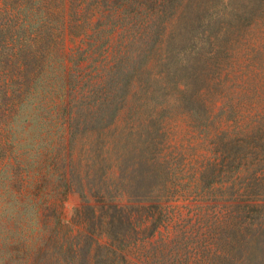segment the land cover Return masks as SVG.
Here are the masks:
<instances>
[{
    "label": "trees",
    "instance_id": "1",
    "mask_svg": "<svg viewBox=\"0 0 264 264\" xmlns=\"http://www.w3.org/2000/svg\"><path fill=\"white\" fill-rule=\"evenodd\" d=\"M21 3L10 0L6 7L27 8L30 33L0 41V170H7L0 199L12 197L18 214L31 205L36 213L37 229L34 236L26 237L32 244L26 245L21 264H117L130 254V247L154 237L171 221V204L187 198L190 190L203 196L202 201L215 202V207L228 204L220 222L210 227L215 229L189 251L195 264H235L232 257L243 244L248 242L253 249L260 246V234L264 232V162L259 160L263 165L254 167L248 179L240 177L239 183L233 179L243 173L245 158L240 151L233 154L217 147V137L221 130L219 116L225 109L234 116L235 107L227 102L215 113L218 100L211 94L219 85L216 80L224 75L227 81L231 75L226 67L232 59V30L264 19V0ZM111 15L144 24L158 23L150 55L141 58L139 66L130 68L125 56L105 57L94 69L82 66L91 59L88 50L81 53L74 67H69L61 56L59 76L50 82L48 72L54 56L61 53L59 47L66 32L94 17ZM174 21L178 22L172 28ZM252 53L251 75L257 69L264 71L260 63L264 41L261 48L253 47ZM151 57L155 61L153 70L147 69ZM254 95L259 97L258 91ZM128 100L137 102L139 112L132 126L128 125L132 134L121 143L119 134L111 129L113 115L103 124L90 111L82 110L96 106L109 111L121 104L120 109ZM35 101L39 103L35 106L39 107L38 116L48 127V137L39 134L29 150L22 151L23 139L17 135V128L26 131L30 123L25 120L21 128L14 121L24 115V110L27 114ZM183 116L189 118L187 127L191 133H198L188 138V143L203 135L213 153L204 157L200 166L197 160L188 161L184 144L177 145L171 137L176 119ZM257 117L254 122L259 124L251 133L242 120L231 117L232 124L225 125L226 134L252 135L251 142L264 155V109L257 111ZM79 118L84 119L86 133L97 134L84 156L75 162L74 138L80 128ZM55 129L58 138L50 139ZM119 149V174L111 177L107 166L100 165L101 157L120 153ZM236 185L244 189L243 198L226 199L227 194L235 192ZM61 188L64 195L79 192L83 202L75 211L73 228L68 230L78 228V233L68 242L54 235L49 226L51 214H46L52 210L51 199ZM258 192L262 197L253 198ZM234 210L259 212L262 220H239ZM11 225L7 218H0V228L8 230ZM1 238L0 232V241ZM103 239L107 242L102 243ZM89 242L90 247H96L94 255ZM3 246L2 243L0 251ZM251 264H264V260L255 259Z\"/></svg>",
    "mask_w": 264,
    "mask_h": 264
},
{
    "label": "rangeland",
    "instance_id": "2",
    "mask_svg": "<svg viewBox=\"0 0 264 264\" xmlns=\"http://www.w3.org/2000/svg\"><path fill=\"white\" fill-rule=\"evenodd\" d=\"M9 1L0 0V41L4 37L11 35H28L31 31L30 22L26 13L27 8L25 9L22 6L6 7ZM14 2L22 5L21 0H14ZM177 22L174 21V23H171L170 27L172 26L173 28ZM158 27H160L158 23L144 24L141 20H133L118 15H111L103 19L94 17L90 21L75 25L74 29L68 30L62 38L63 41L59 47L61 53L54 56L53 66L48 72L49 80L52 82L59 76L61 56L63 59L66 58V64L69 67H74L81 57V53L87 50L90 51L89 56L91 59L84 62L82 64L83 67L90 65L94 69L105 57L112 59L122 56L128 59L126 63L128 68L139 66L141 58L150 55V48L153 41L152 37L157 35ZM170 27L166 31L167 34L171 29ZM231 35H235V40L232 43V51L230 53L232 59L227 63L226 67L227 72L231 75L227 81H224V75L221 79L216 80L219 85L215 86L214 90H212L211 98L218 100L215 113L219 112V108H223L227 102H230L235 107L236 114L234 116L229 114L227 109H225V113L219 116L218 127L221 130L217 137V147L233 154H237L235 153L236 151L243 153L242 156L245 158L243 163H246V166L242 169L243 173L241 175H236L233 178L239 183L240 177L248 179L254 167H261L263 165L259 163V160L264 162V155L262 150L257 148L255 143L251 142L252 139L250 137L252 135L226 134L227 127L225 125L227 123L232 124L231 117H237L239 120H242L241 123L243 125H248L247 130L251 133L254 131L253 127L259 124L254 121L256 118L258 119L257 111L264 109V78L262 77L264 71L257 69L251 75L250 70H252L253 64L252 49L253 47L257 49L261 48L264 41V19L255 21L253 24L245 23L241 28L233 29ZM90 36L92 38H89ZM260 61L262 67H264V56L261 57ZM154 63V58L151 57V60L147 64V69L153 70ZM248 72L249 74H247ZM255 91H258L259 97L254 95ZM129 100L120 109L118 107L121 104L116 109L109 111H105L103 108L101 109L96 106H91L88 110H85L87 108L83 107L82 110L87 113L90 111V114L95 116L99 120V123L103 124L106 121H110L111 117L114 116L111 129L119 134L121 143L131 133L128 129L129 126H132L130 123L133 119L136 120L138 118L136 111L139 112V105L137 102H130ZM37 104H39L38 101L30 104L27 108L28 115L25 114L24 110L23 117L21 116L14 121V124L17 127L21 125V128L25 124V120L28 119V123H30L26 131L17 128L19 131L16 132L17 135L19 137L22 136L23 139L20 145L22 151H28L33 140L41 134L48 137L45 134V129L48 127L43 125L41 117L38 116L39 107H35ZM207 106L212 107V104L208 103ZM83 120V118H79L78 121L81 124L74 138L75 162L82 157L84 151L89 148L91 140L95 139L97 134V132L93 133V135L86 133L84 131L85 123ZM188 122L189 118L184 116L178 117L175 123L173 122L174 129L170 131L172 133L171 137L174 136L177 145L184 144L183 149H186L184 152L188 156V161L192 159L195 163L197 160L198 166H200V162L204 157L209 158L213 153H211L209 143L205 141L203 135L190 140L191 143H188V138L192 136L197 137L198 135V133H191V130L187 127ZM53 137L55 139L58 138L56 129L54 131L52 130L49 138L52 139ZM119 152L115 151L106 154L105 157H101L100 165L107 166L108 175L111 177H116L119 174L117 159L119 155H122V151L120 150ZM85 163L86 161L83 162V164ZM6 172V169L0 170V188L6 180ZM191 191L188 192L187 198H181L179 201L171 204L172 219L166 226L162 227L154 237L130 247V254H127V257L118 261L117 264H195L194 256L189 251L195 247L197 242L199 244V239L207 237V234L215 229H211L210 227L220 222V217H223L227 213L225 206L228 204L224 205V203H220L218 207H215V202L202 201L203 196H196ZM243 193L244 189L236 185L235 192L227 194L226 199L243 198ZM260 196L261 194L258 192L253 195V198H260ZM15 204L12 201V197L6 196L0 199V218H7L8 221L12 222L8 230L0 228V232L2 233L0 246L2 243L4 245L0 251V264H21L24 254L27 253L26 245L32 244L26 237L29 235L30 237L34 236V232L37 229L36 213L32 205L23 213L18 214ZM51 204L52 210L46 212V214H51L49 226L54 231L55 236L57 235L63 242H68L73 235L78 233V228L72 232L68 230L73 228L76 209L83 205L81 194L79 192H72L64 195V189L61 188V190L59 189L54 194L51 199ZM229 210L231 211V208ZM234 214L239 220L245 222L255 220V222L260 223L262 220V214L259 212L253 214L249 210L242 212L234 210ZM59 223L60 225H58ZM23 225H25L24 229L21 227ZM260 235V246L257 245L253 249L246 242L238 250L237 254L232 257L234 259L233 263L251 264L255 259L260 261L264 260V232ZM105 242H107V239L102 240V243ZM88 247H90V242L88 243ZM90 248L91 250L93 249L91 254L94 255L96 253L95 245H92Z\"/></svg>",
    "mask_w": 264,
    "mask_h": 264
}]
</instances>
